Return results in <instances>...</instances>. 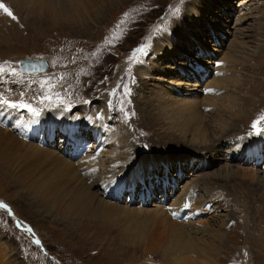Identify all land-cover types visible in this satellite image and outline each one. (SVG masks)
<instances>
[{
	"label": "rangeland",
	"instance_id": "rangeland-1",
	"mask_svg": "<svg viewBox=\"0 0 264 264\" xmlns=\"http://www.w3.org/2000/svg\"><path fill=\"white\" fill-rule=\"evenodd\" d=\"M0 3L16 17L12 19L0 9V68L4 69L0 73V99L30 104L38 115L45 110L80 117L82 109L90 110L108 128L100 130L96 138L90 124L86 127L79 124L77 132L71 135L77 144L92 143L97 154L101 146L108 144L107 135L118 137L117 144L107 145L99 155L103 163L99 167L101 161L96 162L99 168L93 178L84 175L86 172L80 171L79 164L76 173L61 168L60 174L64 176L56 175L54 181L66 186L62 190L67 198L58 197L52 210L51 200L43 201L31 193L33 177L26 182L20 178L24 170L34 169L36 177L48 166L30 163L20 167L15 156L19 153L17 149L12 148L16 153L0 149V264H264L261 144L251 143L252 148L259 147L256 152L259 158L247 159L243 153L244 158L233 161L229 156L228 165L220 161L203 170L196 169L189 160L194 158L196 163L208 150L200 143L196 144L200 147L192 146L191 130L198 123L203 132L199 124L205 120L209 123L210 118L232 120L229 136L236 138L223 139L230 144L244 145L254 138L263 141L264 146V120H261L264 0H0ZM196 39L210 44L209 47L196 46ZM168 43L173 47L169 48ZM159 47L164 50L162 53ZM207 49L213 57L205 54ZM35 56L47 57L51 70L37 75L23 73L19 69L20 60ZM218 61L225 62L224 69L226 63L232 68L233 77H241L236 91L245 104L241 115L233 119L228 112L218 114V108L215 112L207 109V114H203L200 110L206 98H219L217 93L209 92L197 93L198 101L179 108L187 111L173 110L166 99V88L176 87L182 80L195 82L190 75L198 77L200 66H205L202 72L207 75L195 82L198 83L195 89L187 86L175 89L179 91L174 92L177 96L183 98L182 94L201 87L224 88L218 85V74H223L220 65L216 66ZM141 66L149 67L152 75L143 78ZM13 69L16 75H11ZM2 107L0 118L7 125L10 123L5 128L14 129L19 140L32 141L31 137L36 135L33 125L38 123L32 118L36 114L14 109L31 115L24 128H18L8 119L11 114L3 116L6 106L4 110ZM256 121H260L258 130L252 128ZM180 124L191 125L184 140L179 129H175ZM64 126L54 128L57 134L53 137L40 132L45 147L55 152L64 137L66 152L59 150L67 159L66 156L73 155L70 151L74 138L70 140V134L61 131ZM22 130L25 136L20 138ZM217 145L210 146L215 148H209L207 153L217 150ZM122 149L123 162L118 161L121 167L130 166L134 159L150 157L153 174L144 172L137 164L135 172L124 173L136 179L133 191L126 189L119 194L110 189L115 196H103L104 187L98 186L105 183L104 176L112 174L106 172L112 163L103 157ZM156 153L163 154L152 157ZM177 158L186 161L180 164L175 161ZM192 179L199 184L197 199L205 205L199 213L191 214L189 208L188 214L174 216L171 222L175 221L180 228L138 213L139 208L155 209L153 205H160L163 193L171 191L172 180L173 190L165 199L169 207L176 187L177 197ZM141 181L153 190L149 196L142 195L147 189ZM130 184L125 180V186ZM99 208L108 213L106 217L101 218ZM189 221L192 227L183 226Z\"/></svg>",
	"mask_w": 264,
	"mask_h": 264
},
{
	"label": "bare ground",
	"instance_id": "bare-ground-1",
	"mask_svg": "<svg viewBox=\"0 0 264 264\" xmlns=\"http://www.w3.org/2000/svg\"><path fill=\"white\" fill-rule=\"evenodd\" d=\"M195 42L197 43V44L195 43L196 46L200 44V45L209 47V45H210V44L206 45L204 43V41L200 40V39H196ZM167 46L169 48L173 47V45L171 43H168ZM218 48H221V47L218 46ZM159 51L162 53L164 50L162 49V47H159ZM208 52H211V51L209 49H207L205 51V54H207L208 56H211V57L214 56L212 54H209ZM167 57L168 56H166V58ZM171 57L172 56H169V58H171ZM204 62L209 64L208 60H206ZM226 62H227V60H226ZM212 63L214 64L215 62H212ZM224 63L225 62H223L221 64V62L218 61L216 64V66L220 65V72L221 71L223 72V74L220 73V74H222L221 76H220V74H218V77H219L218 78V85H224V88L218 87V86H216L215 88L207 87L208 89L206 87H201L200 89L198 88V91H196V92H189V93L186 92L185 94H182L183 98L177 96L175 93H179V91L178 90L175 91V89L182 90L181 88H183V86H187V89H190L191 87L193 88L195 85L198 84L195 82H198L199 78L201 79L202 76L207 75V73L202 72V70H206L204 68L205 66L202 67L199 65L200 67H198V68L201 70V74L198 77L190 75L192 77V80L195 82H188V81L185 82L182 80L179 84H176V87L166 88V99L168 100V102H170L173 105L174 109L172 108V106L169 103H167V106L172 108L173 110L179 109L180 107H185L186 104L191 103L192 101H198V99L195 97L197 93H203V94L205 92H209L210 94L217 93V95H219V98L216 100L206 98L204 106H203L205 111L203 110V108L200 111L203 114H207L206 113L207 109H210L212 112H215L214 109L218 108L219 109L218 114H223L225 112H228L230 114V117H232L233 119L238 118L239 115H241V113H242L243 107L245 106L244 102L241 101L240 96L237 95L238 93H236V91L238 90V86L241 84L240 83L241 77H235V76L233 77V72L231 71L232 68H230V66L226 63V65H225L226 68L224 69L223 68ZM213 64H212V66H213ZM140 68H141L140 74L143 78L144 77H150L152 75L149 67L141 66ZM7 75L8 74H6V76ZM240 76H242L241 73H240ZM208 83L210 84V81H208ZM208 83L206 85H209ZM194 89H195V87H194ZM233 94L235 96H232ZM216 101L218 102V104L216 103ZM2 109L3 110L5 109L4 106L2 107ZM106 109L107 108H105V111H106ZM179 110L183 111L186 109L182 108ZM9 114H11V115H9ZM79 114H81L80 117L79 116H72L71 114H67L65 112H62V113L57 112V111L47 112L44 110L39 115H33L32 119H35L38 123L34 124L35 126L33 125V129H34V132L36 133V135L32 136L31 137L32 141H29V142H26L25 140H19L17 138L18 136L16 135L17 132L14 129H12V131L8 129L9 130L8 131L7 128H5V127L10 125V123L7 125V121L5 122L4 120H2L0 118V149H1V151L2 152L5 151V153H6V150L14 151V150H12V148L15 150L17 149L19 151V153H17L15 156L18 157L17 163H20V167L22 165H25L27 167L28 165H26V164H30V163H39V164L43 163L44 165L48 166L47 168H43L44 172L37 175L36 177L34 176L36 173L34 169L29 168V170H26V171L24 170V174H23V176L20 175V178L26 182V181H28L30 176L33 177L32 181L30 183V185L32 186L31 193H34L35 196H38L43 201L44 200H51L52 203L49 204L50 210H52L51 208H54L55 200L58 199V197L62 196L64 199L67 198V195H65L66 193H63V190H62L63 188H66V186L63 187V183L61 184L58 181H54V178L56 177V175L57 176L62 175V174H60L61 168L64 167L66 172H73L74 170L77 171L76 167H77V164H79L81 166L80 171H85L86 173L84 175H88V178H91L92 175L95 174V172L98 170L99 167H101V164L103 163L102 158L99 155L103 153V151L105 150L107 145L111 146L112 144H117V142H118V140H117L118 137L116 136V134L113 135L112 137L107 135V137L105 138V143L108 142V144L101 146L103 148L101 149V151L98 154L96 153L97 151H93L92 147H94V146H92V143H89L88 145L85 146L84 141H81L80 144H77L79 142H77L75 140L76 138L71 135V134L77 132L76 129H79V128H77V125L82 124L81 127H83V126L86 127L87 124H90V127L92 128V131H93V135H95V137H96V134L98 136L101 133L100 130L103 129L102 131H104V129L108 128L102 121H100L98 119L97 114L92 113L90 110H87V109L83 110L82 109V111ZM5 115H9L8 119L11 120L12 124H15L16 127H18V128L19 127L24 128V123L28 122V120L31 118V115H29V114H25V113L21 114L17 111H14V109H10L8 107H6L5 111L3 112V116H5ZM208 121H209V123H206V120H205V122H201L199 124L200 128L203 129V132L198 128V123H196L194 125L195 130H191L192 133L194 132L193 136L191 138L192 146L200 147L199 145H196L197 143H200V144H203V148L205 150L208 149L207 151H205L206 153H204V156L200 160H197L196 163H193L194 158L189 159L190 164H195L196 169H203L204 170V169L208 168L210 165H213L215 163H220V161H224V162H226V165H228L229 163L227 161V158L229 156L233 159V161H235V160L237 161V160L242 159L243 153H246L247 159L250 158L251 156L259 158L260 155L258 153H256L257 151H259L258 150L259 147L252 148V146L256 145L254 142H258L259 144H261V146L263 147L262 151H264V146L262 144L263 139L261 140L262 142H260V140L254 141L255 139L253 138V139L248 140L244 145H241L240 143L239 144H230L227 140H223L226 138L231 139V140H235V138H236L234 136H232V137L229 136V135H231L230 133H232L231 127H232L233 122L230 123V121H232V120L229 119V120L223 121L220 118H212V119L210 118ZM62 124H64L65 126L62 127L61 131L69 133L70 134V140L74 138L73 144H72V149L70 151V153H72L73 155L71 157L66 156L67 159L63 158V156L65 157V155L61 152V150L63 152H66L64 150L65 149L64 146H66V139L64 137L61 138L60 143L58 145V148H56V149H58V152H55L56 150H51L48 147H45V144H44L45 139L43 138V134H41V132H40V131H42L46 134L51 135V137H53L55 134H57V130L54 132V128H57V127L61 126ZM178 126H180V127L179 128L175 127V129H179V132L183 135V136H181V138L184 140V137H186L187 133H189V131H190L189 128L191 125L180 124ZM14 127L15 126L13 125V128ZM1 128H3V129H1ZM4 129H6V130H4ZM210 129H211V133H207V132H209ZM22 136H25V130H24V132L22 130V133L19 137L21 138ZM262 137H264V136L262 135ZM13 140L18 142L20 145L18 143L14 142ZM120 140H121V138H120ZM34 141H36V142H34ZM39 143L43 144L44 146L40 145ZM120 143L122 145V143H123L122 140ZM251 143L253 144L252 146H251ZM97 144H98V142H97ZM213 144L215 146H216V144H218L217 150L213 151L212 153H207L210 151V149L213 150V147L215 148V146L210 148V146H212ZM88 147H90V148H88ZM85 148L87 150H89L90 152L87 151V152L83 153L81 150L85 149ZM59 149H61V150H59ZM97 149H100V147ZM115 151L116 150H113L112 153L108 152L103 157V158L107 159L106 161H109L112 163V166L106 170L107 173H112V174H107L106 176H104L103 180L104 181L106 180V181L104 184L101 183L104 186H101L100 183H99L100 185L98 186V187H104L103 190H101V192L103 193V196H109V195L115 196L113 191H115L116 193H119V194L124 193V191L126 189L133 191L134 185H132V184L135 182L136 179L133 176L127 177L128 175L127 176L124 175L125 171L127 174L130 175V174H132L133 171L135 172L136 166H139V165L142 168V170L144 172H147L148 174H150L151 172L153 174V171H154L153 162H152L150 157H148L146 159H141V158L140 159H134L133 161H131L130 166L121 167L120 166L121 163L119 164V162L122 161L121 159L123 158V155H124V149L117 151V153ZM14 152L16 153L17 151H14ZM161 154H163V153H156L152 157H157V156H160ZM70 159H72V160H70ZM176 160H178L180 162V164H182L183 161H186V159H181V158H177V159H175V161ZM97 161H101L99 163V167L96 163ZM137 164H139V165H137ZM108 165H106V166L108 167ZM34 166H37V165L35 164ZM166 170L168 171V169H166ZM206 172H203V173H206ZM69 174H72V173H69ZM190 174L191 173H189V175ZM80 175H82V174H79V177H80ZM192 175L193 174H191V176ZM62 176H64V175H62ZM125 176H126V179H125ZM193 176H195V175H193ZM77 177H78V175H77ZM99 177H101V176H99ZM196 177H197V175L195 176V178ZM70 178H71V175H70ZM144 178L145 177H143V179ZM172 179H174V178H172ZM99 180H101V179H98V181ZM125 180L130 181L131 184L128 186H125ZM203 180L204 179L202 178L201 181H203ZM175 181H177V180L175 179ZM155 183H157V182H155ZM172 183H174V182L171 180L170 181L171 186L169 187V189L171 191L173 190ZM22 184H24V183H22ZM140 184H142L143 188L147 189V191L144 194H142L143 196H145V195L149 196L153 192V190H151V188L149 186H145L144 182L141 181ZM197 185H199V184L195 182V179H192L191 182L186 183L185 186L182 187V192H180V194L177 197L175 195L176 189H177V187H176L174 195L171 196L172 197L171 199H173V201L170 202L169 207L167 206L168 202H165V199H166V201L168 200V197H169V194H171V191H170V193H166V194L163 193L164 199L161 200V202H160L161 204L159 203L160 205H153L152 204L155 207V209H148V208L142 207L143 209L139 208L138 213L143 214L144 217L149 216L148 217L149 219H150V216L152 218H155L156 221L158 219V222H162V224H165V225H166V221H167V223H169V225H172L173 228L174 227L180 228L179 225L177 223H175V221H173L174 223L171 222L172 218L174 216L178 217V216H181L182 214H188L189 208H190V210H192L191 214L199 213L205 205L197 199V196H196L197 190H198ZM167 186H169V185H167ZM178 187H180V185ZM110 189H113V191L112 190L110 191ZM104 191H106V192L104 193ZM99 194H98V196H99ZM86 195L89 196L90 198H92L91 194L87 193ZM95 198H96V196H95ZM209 202L211 203V201H209ZM106 205H108V204H106ZM214 210H216V208H214ZM98 211H99L98 213H100V215H101V218L106 217L108 214L103 208H99ZM126 212L129 213L128 210ZM127 213H125V214H127ZM115 217L119 218L118 215H115ZM117 222L118 221H116L114 223H117ZM153 224H154V221H153ZM156 224L157 223L155 222V225ZM190 224H192V223L191 222L185 223L183 226H191ZM169 225H168V227H169ZM191 227L189 229H191ZM194 229H196V228H194ZM140 235H142V234H140ZM186 241H189V240H186ZM193 249H197V248H193ZM191 251H192V249H191ZM184 253H185V251H184ZM184 258L182 257V259H184Z\"/></svg>",
	"mask_w": 264,
	"mask_h": 264
},
{
	"label": "snow or ice",
	"instance_id": "snow-or-ice-1",
	"mask_svg": "<svg viewBox=\"0 0 264 264\" xmlns=\"http://www.w3.org/2000/svg\"><path fill=\"white\" fill-rule=\"evenodd\" d=\"M0 9H3V11L8 16H10L12 19H16V17L13 15L12 11L8 7H6L3 3H0ZM3 72H4V69L0 68V73H3ZM11 75H16L15 69L12 70ZM0 106H6V107L11 108V109H27V110L33 112V114L38 115L35 108H33L30 104L19 102V101H10L7 99H0ZM261 120H264V117H261ZM259 123H260V121L254 122L252 125V128L254 130H258V124Z\"/></svg>",
	"mask_w": 264,
	"mask_h": 264
},
{
	"label": "water",
	"instance_id": "water-1",
	"mask_svg": "<svg viewBox=\"0 0 264 264\" xmlns=\"http://www.w3.org/2000/svg\"><path fill=\"white\" fill-rule=\"evenodd\" d=\"M51 64L47 58L44 57H30L22 58L20 61V69L29 74H37L48 71Z\"/></svg>",
	"mask_w": 264,
	"mask_h": 264
}]
</instances>
